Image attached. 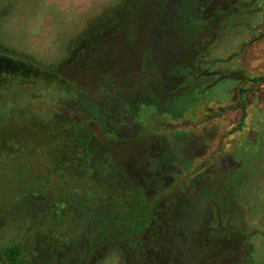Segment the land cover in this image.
Listing matches in <instances>:
<instances>
[{
  "label": "rangeland",
  "instance_id": "1",
  "mask_svg": "<svg viewBox=\"0 0 264 264\" xmlns=\"http://www.w3.org/2000/svg\"><path fill=\"white\" fill-rule=\"evenodd\" d=\"M0 51L67 85L5 111L36 118L0 161L18 236L50 214L102 241L87 264H264V0H0Z\"/></svg>",
  "mask_w": 264,
  "mask_h": 264
},
{
  "label": "flooded vegetation",
  "instance_id": "2",
  "mask_svg": "<svg viewBox=\"0 0 264 264\" xmlns=\"http://www.w3.org/2000/svg\"><path fill=\"white\" fill-rule=\"evenodd\" d=\"M128 10L132 13L133 8ZM151 26L152 25H147L146 27L150 28ZM120 27H124L123 29L128 31L125 40H130L133 23L131 21L126 22ZM120 29L119 27H117V29L115 27L114 30L108 33L110 35V32H112L111 35L114 33L116 35V31L119 32ZM111 35L108 36V42H105V38L104 41L100 39L101 43H99V41V45H97V43L88 45L85 51L78 53L81 56L79 57L77 55V60H79L81 64L86 65L89 64L88 60L93 56L92 52H97L98 50V53L103 54L102 57H106L110 52L112 53L111 44H115L114 42H116L115 40H117V37L112 39ZM108 47L110 51L108 49L106 52V48ZM100 48H103L104 52L100 51ZM86 53L91 55H86ZM120 54L121 53L117 55L115 53L112 57H121L122 59V55ZM78 57L80 59H78ZM57 85H66V81L61 74H54L52 69L47 70L40 66L37 67L29 58H25L21 55L13 56L12 53L0 51V161L5 162L4 164L0 163L2 166L4 165L6 167V165H8V159L6 158L10 157L14 159L15 157V153H9L11 148H7L4 145L7 143L12 147L13 144H16L14 142L15 139L18 141L22 138L21 133L6 129V126L10 127L11 125H16L27 119L30 121L36 119L35 117L32 119L31 117L25 118L20 115L10 116L5 113L6 110H11V108L15 107V102H18V98H16L15 95L21 98L22 93L25 95L34 93L36 98H32L31 101L30 99L28 100V103L34 106L36 102H41L42 98H47V95H49L52 89ZM146 91L148 92V89H146ZM40 121H43L42 123L46 124L47 127L50 128L49 130L52 129L51 124L53 121H47L44 118H40L38 122ZM41 135H43V133H38L37 136L39 137ZM11 142H13V144L10 145ZM12 181L11 179L10 183ZM6 187L10 188V185ZM11 190L14 191L12 186ZM8 196L10 197L11 195ZM10 198L0 196V264H87V257L94 256L96 253L93 248L101 245L100 243L102 241H98V238H95L96 241H94L93 234L87 236V238L84 237V234H77L78 238L74 241L73 239H75V237L70 239L68 237H63L65 235V229H63V227L62 229L58 228L59 226H56L58 224L50 214H46L40 217L39 220H35V229L23 234L34 235V237H32L33 243L31 241L29 243V239L26 240L25 237L18 236L21 235V231L15 228L17 218H19L17 210L21 202L13 197ZM42 207H44V212L47 213L46 204H42ZM53 225H55V227H53ZM66 235L68 236L69 233H66ZM81 236L83 237L82 241L79 240ZM58 240L59 243H57Z\"/></svg>",
  "mask_w": 264,
  "mask_h": 264
},
{
  "label": "trees",
  "instance_id": "3",
  "mask_svg": "<svg viewBox=\"0 0 264 264\" xmlns=\"http://www.w3.org/2000/svg\"><path fill=\"white\" fill-rule=\"evenodd\" d=\"M256 80H257V82L260 81V80L264 81V79H256ZM239 105H242V109L244 110V103H243L242 99H241V101L239 102V104L237 106H239ZM244 118H245V114L242 115V119H241L240 124H239L240 127L243 126Z\"/></svg>",
  "mask_w": 264,
  "mask_h": 264
}]
</instances>
